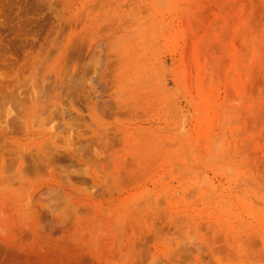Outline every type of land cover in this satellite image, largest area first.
<instances>
[{
    "label": "rangeland",
    "instance_id": "obj_1",
    "mask_svg": "<svg viewBox=\"0 0 264 264\" xmlns=\"http://www.w3.org/2000/svg\"><path fill=\"white\" fill-rule=\"evenodd\" d=\"M0 264H264V0H0Z\"/></svg>",
    "mask_w": 264,
    "mask_h": 264
}]
</instances>
